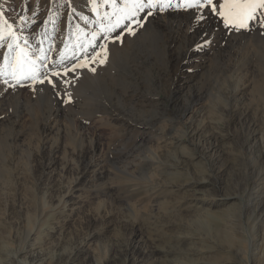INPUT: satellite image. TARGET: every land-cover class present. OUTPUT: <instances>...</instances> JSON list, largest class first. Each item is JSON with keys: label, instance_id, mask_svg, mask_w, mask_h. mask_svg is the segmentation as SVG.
Here are the masks:
<instances>
[{"label": "rangeland", "instance_id": "374dc122", "mask_svg": "<svg viewBox=\"0 0 264 264\" xmlns=\"http://www.w3.org/2000/svg\"><path fill=\"white\" fill-rule=\"evenodd\" d=\"M134 2L0 0V32L7 20L23 35L0 39V254L32 245L31 264H264V27L237 31L156 0L135 34L121 32L127 20L101 30ZM16 44L35 80L12 83Z\"/></svg>", "mask_w": 264, "mask_h": 264}, {"label": "snow or ice", "instance_id": "6c2138e0", "mask_svg": "<svg viewBox=\"0 0 264 264\" xmlns=\"http://www.w3.org/2000/svg\"><path fill=\"white\" fill-rule=\"evenodd\" d=\"M113 6L115 7V0H113ZM171 3H166L161 6L160 10L163 11L165 7H171ZM156 0H148L144 3L143 0H135L132 4H125L123 8L117 9L120 13L117 16L115 23H110L109 25H101V30L104 32H112L114 29L119 28L120 24L127 20L128 24L125 25L121 32L126 31L129 34H135L133 25L142 26L141 20L136 19L138 12L143 11L145 8L152 9L156 8ZM179 7L185 9H197V10H208L210 13H215L218 17L223 19L225 27H230L234 30L250 29L254 24L264 27V0H183ZM95 10V9H94ZM0 15H3L0 12ZM148 16L152 13L149 11ZM143 19V18H141ZM7 27L6 32H0V39L4 35L10 36L13 43L18 39L16 33L12 31L11 24L8 21H4ZM96 33L93 34V39H95ZM121 34L117 33L116 38L120 39ZM16 56L15 63L13 65L12 77L19 83L20 79L27 78L31 76L33 80L36 79V74L38 69L35 67V62L31 61L27 57V53L24 49L20 47L19 44L15 45ZM8 48L12 49L13 44H8ZM99 55V53L97 54ZM95 59V57L93 58ZM100 63H104V60H100ZM84 64L74 65L72 71H75L77 67H84ZM95 69H93L94 71ZM68 70H65V75H67ZM53 77H59L61 74L59 72H53L51 74ZM47 82L52 85L53 88L58 86L59 81L50 79L46 77ZM43 83L44 81H40ZM65 83L68 81L65 80ZM70 99V98H69Z\"/></svg>", "mask_w": 264, "mask_h": 264}, {"label": "bare ground", "instance_id": "6f19581e", "mask_svg": "<svg viewBox=\"0 0 264 264\" xmlns=\"http://www.w3.org/2000/svg\"><path fill=\"white\" fill-rule=\"evenodd\" d=\"M49 15H53V14H49ZM92 21V20H91ZM59 31V30H58ZM77 31V30H76ZM16 33V36L18 37V39L16 40V42L18 43V42H20L21 41V38H23V35H22V32H15ZM80 41V40H79ZM43 59V58H42ZM32 60V59H31ZM185 62V61H184ZM43 64V63H42ZM9 82H12V81H9ZM12 83H17V81L16 82H12ZM4 85V84H3ZM17 86V85H16ZM8 88V87H7ZM4 89H6V88H4ZM1 90V89H0ZM1 91H3V90H1ZM0 91V99L1 98H4V96L6 95H4L2 92ZM7 91V90H6ZM7 93V92H6ZM82 122H83V120H81ZM44 127H46V125H44ZM48 127V126H47ZM50 127V126H49ZM49 131V130H48ZM50 131H51V129H50ZM57 149H58V147H57ZM51 154V153H50ZM55 155V154H54ZM56 158V157H55ZM96 159V158H95ZM55 162H56V160H48L46 163H45V167L46 168H48V167H50V166H52V165H54L55 164ZM85 164V163H84ZM99 164V163H98ZM96 164H94V166H95ZM71 166V165H70ZM85 167H89L88 166V164H86L85 165ZM65 168H67V166L65 167ZM71 168V167H70ZM73 168V167H72ZM81 168V167H80ZM75 170V169H74ZM82 170H83V168H82ZM88 170V169H87ZM87 170L86 171H84L83 173H85L84 174V176L86 177V172H87ZM72 171V170H71ZM77 172H78V170H77ZM82 173V174H83ZM63 174V173H62ZM44 175H45V178L48 180V182H47V185H52V184H54V181H56L57 179V177H55L54 175H52L51 173L50 174H45L44 173ZM75 176H76V174H75ZM58 177H59V175H58ZM78 177V176H77ZM76 177V178H77ZM76 178H74L67 186V188L65 189V191L63 192V195L60 197V196H58L59 197V199H58V202L60 203V202H62V207L64 206V202H66L67 204H69L68 202H75L74 201V193H75V191H76V189L77 188H79V181L77 182V180H76ZM40 179V176L37 178V180H39ZM79 179V178H78ZM84 181V180H83ZM41 183V185H43L44 183H42V179H41V181H40ZM186 182V181H185ZM82 184H83V182H82ZM41 185H39V186H41ZM63 186V185H62ZM65 188V187H64ZM44 192V191H43ZM60 193V192H59ZM57 196V195H56ZM78 200V199H77ZM259 203V202H258ZM66 204V205H67ZM257 204V203H256ZM59 205V204H58ZM61 205H59V206H61ZM250 207V206H249ZM252 207V206H251ZM61 208V207H60ZM50 209V208H49ZM46 210V209H45ZM52 210V209H51ZM21 213V212H20ZM60 213V212H59ZM261 214V213H260ZM53 215V214H52ZM102 215V214H101ZM46 216V215H45ZM54 216V215H53ZM101 218V217H100ZM100 220V219H99ZM252 220V219H251ZM89 222V221H88ZM95 223V222H94ZM101 223V222H100ZM62 224V223H61ZM95 225V224H94ZM57 226V225H56ZM131 226H133V224L131 225ZM224 226L226 227V225L224 224ZM255 226V225H254ZM230 227V226H229ZM232 228V227H231ZM222 229V231L223 232H228L227 230H223V227L221 228ZM230 229V228H229ZM94 230V229H93ZM94 232V231H93ZM89 233V235H88V238H90L89 236H93L94 235V233ZM134 232V231H133ZM9 233V232H8ZM190 233V232H189ZM188 234V233H187ZM225 234V233H224ZM8 235H10V234H8ZM229 235V234H228ZM226 236L227 238L229 237V236ZM256 237L257 236H255V238H254V241L256 240ZM8 238V237H7ZM200 238V237H199ZM85 239V238H84ZM201 239V238H200ZM88 240V239H87ZM86 239L84 240V241H87ZM21 242V241H20ZM81 243V244H80ZM79 243V245L77 246V248L76 249H78V247H80V249L81 248H83L82 247V241ZM85 244V243H84ZM254 244V243H253ZM32 246V245H31ZM30 246V249H26L25 251H22L21 250V247L19 248V249H17L16 251L14 250V254H12V256L11 257H9V255L7 254V253H4V255L3 256H1V254H0V263L1 264H25V263H27V264H31V262L29 263L28 262V259H30V260H32V259H34V257L36 256V254H34V252L33 251H31V250H33V248ZM201 246V248H203V245H200ZM205 246V245H204ZM212 246V245H211ZM205 247H207V246H205ZM204 247V248H205ZM225 247V246H224ZM28 248V247H27ZM245 248V249H244ZM243 248V251H244V254H246L247 252H248V250L251 252V258H252V256L253 255H255L256 254V251L254 250V249H252V248H249L248 250H246V247H244ZM16 249V248H15ZM80 249H78V250H80ZM208 249V248H207ZM216 248H214V250H215ZM13 250V249H12ZM82 250V249H81ZM133 250V249H132ZM202 250H204V249H202ZM201 249H199V248H197V249H195V251H194V256H198V255H203V251H202ZM210 250V249H209ZM219 250V249H218ZM75 251V250H74ZM192 251V250H191ZM211 251V250H210ZM209 251V252H210ZM223 251V250H222ZM80 252V251H79ZM78 252V253H79ZM219 252H221V251H219ZM229 252V251H228ZM232 252V251H231ZM249 252V253H250ZM145 254V253H144ZM144 254H142L141 255V257L143 258V256H144ZM38 256V255H37ZM149 256V255H148ZM246 256V255H245ZM193 257V256H192ZM137 258V257H136ZM187 258V257H186ZM244 258V257H243ZM190 259V258H189ZM193 259H196V257H193L192 259H190V260H193ZM197 259H200V257H197ZM202 259H204V258H202ZM231 259V258H230ZM188 260V258L186 259V261ZM190 260H188V261H190ZM207 260V259H206ZM222 260V259H221ZM233 260H231L230 262L231 263H233L232 262ZM24 262V263H23ZM208 262V261H207ZM223 262V261H222ZM229 261H226V263H230ZM38 264H42V262H40V263H38ZM130 264H142L140 261L139 262H136V261H134V259L131 261V263Z\"/></svg>", "mask_w": 264, "mask_h": 264}]
</instances>
